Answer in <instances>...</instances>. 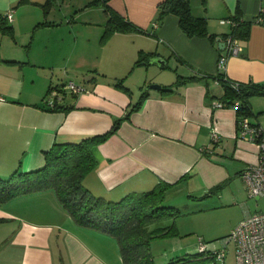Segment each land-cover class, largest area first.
Listing matches in <instances>:
<instances>
[{
	"label": "crops",
	"instance_id": "0c3cea01",
	"mask_svg": "<svg viewBox=\"0 0 264 264\" xmlns=\"http://www.w3.org/2000/svg\"><path fill=\"white\" fill-rule=\"evenodd\" d=\"M89 1L69 2L73 11H87L93 7L87 6ZM161 1L108 0L109 6L145 31L114 32L101 43L106 23L103 19L100 29L81 36V49V43L75 42L79 38L75 26L65 23L69 7L58 15L49 13V8L45 14V0H0V14L13 11V19L6 23L12 26L15 38L23 40L20 43L17 39L15 47L0 54L1 178L15 169L28 171L43 166V152L54 142H79L107 131L131 108L134 95L104 81L109 72L106 68L117 74L125 67L135 72L138 86L153 82L168 86L178 75L195 77L169 91L143 89L147 95L141 105L98 145V165L83 179L94 195L118 200L129 192L148 190L165 181L173 184L165 199L182 191L193 199L204 197L218 183L235 176L243 182L241 172L257 160L258 142L240 136L233 107L214 106L223 89L212 75L219 72L218 58L226 53L222 43L226 37L222 35L232 27L221 19H232L238 11L240 20L248 22V33L238 38L241 52L227 56L222 72L232 80L264 82V0H190L193 15L206 18L213 37L188 36L172 12L156 23ZM44 21L48 24H41ZM65 26L72 31L69 40ZM29 37L31 46L34 39L46 42L25 54L24 39ZM72 38L74 48L70 45ZM141 50L156 52L165 59V65H134ZM88 60L94 65V75H83L86 89L78 93L70 89L69 99L58 71L66 66L67 72L71 63L78 66ZM34 69L43 72H32ZM64 76L69 78L68 73ZM51 85L64 88V93L58 91L63 94L58 102L72 105L71 109L50 111L37 106L45 103ZM142 91L138 90L139 94ZM246 214L243 212L240 219ZM0 264L123 262L113 236L76 223L54 191L43 188L20 193L0 204Z\"/></svg>",
	"mask_w": 264,
	"mask_h": 264
},
{
	"label": "trees",
	"instance_id": "16d2710c",
	"mask_svg": "<svg viewBox=\"0 0 264 264\" xmlns=\"http://www.w3.org/2000/svg\"><path fill=\"white\" fill-rule=\"evenodd\" d=\"M52 1L45 0L43 4L45 14L48 13ZM90 5L102 6L106 15L101 43H105L114 32L145 31L109 6L108 0H91L87 3V6ZM171 12L178 16L179 26L188 36L213 37V34L207 30L206 18L193 15L190 0H162L157 4V16L154 21L160 23L163 17ZM232 17L237 24L222 37L225 38L230 34L237 38L245 37L248 33V22L240 20L238 11ZM6 22L0 14L1 32L13 37L12 26ZM41 24H48V22L44 21ZM155 54L156 52L139 51L134 65L148 63L149 58ZM194 77L178 75L173 85H162L161 90L169 91L172 86L190 81ZM212 77L222 86L223 93L218 101L224 107H233L235 100L239 101V106L235 107L238 128L240 117L253 113L250 106L251 95H264V82L239 81L240 84L235 87L232 79L225 76L222 71ZM123 82L124 78H119L115 85L130 96L131 90ZM52 90L63 92L64 88L49 86L44 97L45 103L37 106L50 111L71 109L72 105L58 102L63 97L60 92L54 96L53 104L49 105L47 99ZM146 95L147 90H143L138 101L133 103L122 117L115 119L107 131L87 136L79 142H54L43 152L45 159L43 166L28 171L15 169L9 177H0V204L20 193L51 188L76 223L109 233L116 239L123 264H154L150 250L151 240L177 232L174 222L165 226H151L156 220L175 218L180 213L177 207L164 203L166 192L173 184L159 181L151 189L132 191L118 200H108L94 195L83 183L84 177L98 165V145L117 131L120 122L128 118L130 112L141 105ZM222 185L223 182L218 183L209 192L218 191ZM203 242L207 246L204 250L197 248V251L172 258L167 264H215L214 260L219 259L216 257L217 250L208 246V242Z\"/></svg>",
	"mask_w": 264,
	"mask_h": 264
},
{
	"label": "rangeland",
	"instance_id": "374dc122",
	"mask_svg": "<svg viewBox=\"0 0 264 264\" xmlns=\"http://www.w3.org/2000/svg\"><path fill=\"white\" fill-rule=\"evenodd\" d=\"M69 1L70 0H53L49 7L52 8L53 11L50 9L51 11H49V13L58 15L67 9V7L71 9V12L65 15V23L73 24L75 26L74 30L79 36L75 42L79 44L81 43L82 49L84 46L83 38L81 36H85L88 32L100 29L102 25L101 21H103V19L106 20V15L103 9H101L103 7H100V5H92V9L87 11L84 8L83 11H73L74 8ZM90 17H92L93 20H89ZM69 19L70 21H68ZM64 29L66 30V39H68L69 36H72V31L67 26H65ZM16 40L20 43L23 41L20 36L15 38L14 35L13 38L8 34L2 33L0 30V54L5 55L7 51L12 47H15L17 44L15 42ZM24 41L23 48L25 54L27 50L33 49V51H36L40 44L42 47V44L46 42L44 39H34L31 46V37L24 39ZM73 42L74 38L70 39L71 48H74ZM96 42L98 43V40H96ZM31 53L33 55L32 51ZM81 59H83V56ZM104 60H106V58H104ZM90 63V60L84 63L81 62L78 66H74L71 63L67 72L66 66H63L62 70L58 71V76L63 79V82L60 83H65V89L69 94V99H71V94L69 93L70 88L67 86L69 81L86 89V86H83V84H85L83 81V75H94L92 71L94 65ZM124 69L126 68H120L117 70V74H113L114 72L111 68H106L109 72L107 77L104 78V81L115 83L117 79L113 80V76H116L119 79L127 74L124 79V84L130 88L132 95H134L132 103H135L140 97L138 90L142 91L143 89H146V84L138 86L140 85L138 84V81L140 80L134 75L135 72L132 74V71L128 72V70ZM36 70H39L40 74L43 72L42 69H34L32 72H35ZM65 73H68L67 77L69 78H64ZM128 74L132 75L128 77ZM54 78V81L57 82V78ZM251 99L253 113L250 114L248 118L252 123L258 124L260 127L264 128V95L253 94L250 97V101ZM7 177L9 176L3 178ZM187 197V192L182 191L175 197L165 199L164 203L166 205L173 206L171 203H176L175 207L180 210V213L175 218H162L151 224V226H165L174 222L177 231L175 234L164 235L151 240L150 250L153 255L154 264H167L172 258L184 256L188 252L197 251V241H200V239L208 242L212 249L224 250V258L215 259V264H236L234 243L232 239L225 238L241 220L240 217L243 212L254 213L256 211H264V195L249 196L244 183L238 176H235L224 182L218 191L212 193L209 192L202 198L188 199Z\"/></svg>",
	"mask_w": 264,
	"mask_h": 264
},
{
	"label": "built area",
	"instance_id": "2783aa9c",
	"mask_svg": "<svg viewBox=\"0 0 264 264\" xmlns=\"http://www.w3.org/2000/svg\"><path fill=\"white\" fill-rule=\"evenodd\" d=\"M2 17L11 21L13 11L8 10ZM222 23H228L235 26L237 21L231 18L221 19ZM156 25V23H155ZM226 53L218 58V69L222 71L225 66V60L229 55H238L241 52V46L238 38L228 35L225 39ZM233 86L240 84L237 80H232ZM67 86L72 92L83 91L82 86L69 81ZM58 92L52 90L48 96V104H53V98ZM3 98L0 96V102ZM214 106H223L220 101L215 102ZM239 106V101L235 100L233 108ZM238 131L242 138L256 140L258 142V157L255 162L249 163L241 172V177L247 189L249 196L264 195V128L252 124L248 116H241L238 121ZM217 137V135H215ZM226 239H232L234 243V253L236 264H264V211L247 213L231 230ZM206 244L200 240L198 249L204 250ZM216 257H224V250H217Z\"/></svg>",
	"mask_w": 264,
	"mask_h": 264
},
{
	"label": "water",
	"instance_id": "95a60500",
	"mask_svg": "<svg viewBox=\"0 0 264 264\" xmlns=\"http://www.w3.org/2000/svg\"><path fill=\"white\" fill-rule=\"evenodd\" d=\"M223 44H225V42H222ZM149 63L151 64H156L160 67H163L165 65V59L161 56H158V55H154L152 57L149 58L148 60ZM146 89H161V84L159 83H150V84H147L145 86Z\"/></svg>",
	"mask_w": 264,
	"mask_h": 264
}]
</instances>
